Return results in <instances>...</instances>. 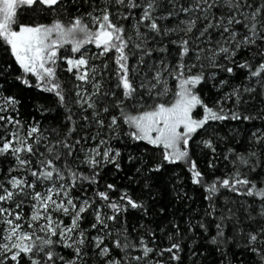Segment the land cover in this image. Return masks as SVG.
Segmentation results:
<instances>
[{
  "label": "snow or ice",
  "instance_id": "6c2138e0",
  "mask_svg": "<svg viewBox=\"0 0 264 264\" xmlns=\"http://www.w3.org/2000/svg\"><path fill=\"white\" fill-rule=\"evenodd\" d=\"M0 264H264V0H0Z\"/></svg>",
  "mask_w": 264,
  "mask_h": 264
},
{
  "label": "trees",
  "instance_id": "16d2710c",
  "mask_svg": "<svg viewBox=\"0 0 264 264\" xmlns=\"http://www.w3.org/2000/svg\"><path fill=\"white\" fill-rule=\"evenodd\" d=\"M25 95H26V96H27L29 99H31V97H32L33 93L26 92V93H25ZM41 102H42V101H41ZM36 118H37V119H41V117H40L39 113H36ZM44 124H45V126H47V124H48V121H47V120H45V121H44ZM28 210H29V209H27V208H26V209H25V212H26V211H28ZM67 222H68V221H66V223H67ZM86 226H87V225H85V227H86Z\"/></svg>",
  "mask_w": 264,
  "mask_h": 264
},
{
  "label": "rangeland",
  "instance_id": "374dc122",
  "mask_svg": "<svg viewBox=\"0 0 264 264\" xmlns=\"http://www.w3.org/2000/svg\"><path fill=\"white\" fill-rule=\"evenodd\" d=\"M28 211H29V210H28ZM28 211H26V213H27Z\"/></svg>",
  "mask_w": 264,
  "mask_h": 264
}]
</instances>
